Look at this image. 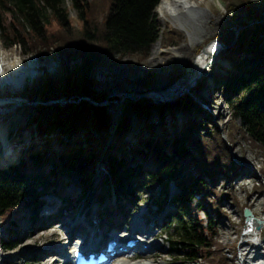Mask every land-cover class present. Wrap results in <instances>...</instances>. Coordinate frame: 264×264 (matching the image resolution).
I'll return each mask as SVG.
<instances>
[{"label":"trees","instance_id":"trees-1","mask_svg":"<svg viewBox=\"0 0 264 264\" xmlns=\"http://www.w3.org/2000/svg\"><path fill=\"white\" fill-rule=\"evenodd\" d=\"M160 1L0 0V47L6 50L18 47L24 55L33 54L40 60L42 56L58 60L54 73L43 67L41 76L22 90L23 98L39 101L28 125H34L38 135H49L55 130L66 137L58 139L56 136L55 141H60L57 149L45 142L32 143L23 150L24 155H20L17 165L0 168V220L8 234L0 237L2 249L15 247L14 236L21 232L17 224L22 211L29 213V229L42 228L44 219L38 217L43 204L41 197L49 190L61 194L68 178L77 184L84 198H95V157L91 148H96L95 144L102 145L104 137L100 129H107L111 117L103 105L97 104L106 99L109 92L95 87L92 74L96 67L112 65L123 55H134L138 60L147 57L150 45L159 34L154 10ZM219 1L225 12L244 15L247 21L240 23L242 27L256 21L262 23L260 29L264 32V14L254 1ZM70 9L75 11L74 20L69 16ZM162 34L166 43L180 38L176 29L164 30ZM261 40L257 31H248L232 50L246 52L248 57L247 65L241 64L243 58L232 60L235 69L220 89L231 110L226 134L228 143L219 128L209 122L208 115L193 102L189 92L167 101H131L117 123L115 134L127 129L133 115L148 116L156 110L161 122L177 111L184 115L180 126L171 122L173 129L164 136L162 142H168L171 147L154 144V138L149 136L140 141L142 146L124 149L128 152L125 156L117 143L119 155L108 152L100 174L102 182L111 187L108 194L113 189L129 201L135 197L137 189L147 190L158 185L159 193L149 195L147 202L158 212H164L168 205L174 208L167 215L170 219L167 228L173 230L167 243L170 252L178 254L174 257L175 264H236L222 252L224 244L218 240L215 224L226 216L221 204L227 193L217 191L211 184L219 175L227 180L237 173L230 144L238 137L258 150L264 159V46ZM156 80V72H145L137 78V85L147 88ZM195 85L203 87V78L199 77ZM231 89L233 96L227 94ZM47 100L57 102L41 104ZM65 100L69 101L61 102ZM91 128L99 135L91 134ZM83 129L89 133L73 139L72 143L70 139ZM198 129L203 132L198 134ZM153 133L150 130V134ZM48 140L53 142L52 138ZM82 141L87 147H82ZM146 153L152 166L142 169L141 163L125 165L131 158L135 161L136 154L145 158ZM38 167L40 172H36ZM170 184L176 193L172 194ZM253 187L262 185L253 183ZM210 195L213 196L208 199ZM233 198L237 200L236 196ZM97 199L104 200V196L98 194ZM72 201L70 197L64 198L63 207L71 205ZM243 207L247 205L244 203ZM28 261L25 264H29Z\"/></svg>","mask_w":264,"mask_h":264},{"label":"rangeland","instance_id":"rangeland-1","mask_svg":"<svg viewBox=\"0 0 264 264\" xmlns=\"http://www.w3.org/2000/svg\"><path fill=\"white\" fill-rule=\"evenodd\" d=\"M252 1L256 3L257 8L264 14V0ZM159 3L154 10L159 34L157 40L150 45L151 47L148 49L147 57L143 60H138L134 55H123L112 65L96 67L92 74L95 87L99 90L109 92L108 97L100 102V105L107 106H104L106 112H110V107L120 103L116 116L111 119L112 123L108 125L106 130L100 129L101 135L104 137L102 145L98 146L95 144L94 147L96 148H91L95 157L94 168L96 177L94 181L96 184V192L102 194L104 197L107 190L111 189V187L108 183L102 182L100 176L104 171L103 161L108 152L112 151V154L119 155V152L116 151L118 148L117 143L122 146L121 150L123 151V155L128 148L131 149L133 146V148L142 146L140 141L149 136L154 138V144L155 142H158L160 145L164 144L165 147H171L168 142L167 144L166 142H162L164 136L166 132L172 131L173 129L171 122H174L176 126H180L184 120L182 112L177 111L173 116H167L165 120L161 122L158 112L154 110L149 112L148 116L141 114L133 115L129 121L127 129L120 131L119 134H115L113 132V129L115 128L113 122L117 123L123 118L131 101L140 102L142 99L167 101L173 97L175 98V96L189 92L195 104H197L194 101L196 99H198L199 102H205L210 112L202 109L203 114L208 115L209 122L215 124L219 128L223 138L228 143L226 134L231 110L223 96L224 93H222L220 89L224 86V82L230 78L231 72L235 69L231 65L233 62L232 60L238 61L243 58L244 60L241 61V64L247 65L246 58L248 57L246 52L235 53L232 52V50L237 47L239 40H241L248 31H257L259 36L262 37L261 45L264 46V32L260 29L262 23L252 21L248 25L242 27L240 23L247 21L244 15L225 12L223 3L219 0H190V3L197 7L185 8L184 10L183 7L178 6V12L175 16L176 18L163 14L160 11ZM69 16L74 20L76 16L75 11L70 9ZM74 23L79 26L77 21H74ZM170 29L178 30L180 32V38L171 43H166L162 32ZM243 30H246V32H243ZM214 38L223 42L227 47L219 52L215 65L209 71H207L208 69H205L204 73L200 76V78H203V87H197L195 81L186 91H183L180 94L177 93L178 91L175 89L173 92L168 93L164 98L163 95H153L149 93L154 91L153 87L159 83L168 84L164 89H173L176 86L190 81L197 72L196 71L192 76L195 61L201 56V52H199L200 49ZM2 56H4V59L2 60L4 64L11 61H17L20 65L24 66L29 65L32 62L31 65L34 67V76L32 78L19 75L17 78L18 83L16 85H0V98L8 102L2 110H0L4 113L0 114V124L4 126L3 131L5 132L3 137H8L6 143H4V139L0 137V140L3 139L0 142V168H7L8 166H14L19 163L17 162L18 158L20 155H24L23 150L27 148L28 145L35 142H38L40 145L49 143L57 149V144L60 141H55L56 136H59L58 139H65L66 137L63 133L56 132L55 130L49 135H46V133L38 135L37 131L34 130L35 126H29L28 123L32 116L36 114V107L38 106L39 101H32V103L19 101L21 99L26 100V98L22 97V90L25 87H30L41 76V69L43 67L49 73H54L57 70L58 60L55 57L53 58L49 56H42L40 60L33 54L24 55L18 47H13L8 50L0 47V62ZM206 57L208 58V55ZM149 71L157 73L156 82L147 88L139 87L137 85V78ZM233 92L234 90L231 89L227 94L230 93L232 95ZM11 99H15L19 104L14 102L11 104ZM122 100H124L123 104L121 103ZM67 101L69 100L61 102ZM56 102V100H47L41 102V104L52 105ZM216 106L217 109L215 108ZM188 114L189 113H187V115ZM145 123H147L146 126H144ZM135 126L138 129V133L136 134L135 140L129 143L127 142L126 137ZM149 129L153 130L154 133L150 134ZM80 131L79 134L74 136L75 138L73 137L70 140L73 141V139H77L80 136L83 137L89 133L84 129ZM202 132L203 129H198L197 133L199 134ZM91 134L98 136L99 132L96 130L94 131L91 128ZM169 135H171V132ZM48 138H52L53 142H50ZM110 141L112 142L107 145ZM74 142L75 141L72 143ZM82 143L84 144V141H82ZM83 146L87 147L86 144L82 145V147ZM86 150L87 149H85L84 152ZM11 152H13V155L6 157V155H10ZM230 152L237 165V173L230 176L227 180L219 175L215 182L211 184L217 191L227 193L226 200L221 204L223 210L226 212V216L217 220L215 224L218 240L224 244L222 252L227 254L237 264L238 255L236 254V251L238 248L239 257L241 256L243 259L242 264H247L246 262L249 259V256L259 250L257 245L262 246L264 244V226H261L260 233L254 238V235L250 234V226L248 227L244 224L243 217V209L245 208L243 207V204L245 203L247 208H249L252 213L254 212V217L261 221L264 220V159L258 150L251 148L248 143L240 137H238L234 144H230ZM126 155L127 154H125V156ZM136 155L135 161L131 158L132 160H129V164L125 163V165L135 166L136 164L141 163L142 169L152 166L149 154L146 153L144 155L145 158L140 154ZM15 161L16 163L12 165ZM37 171L40 172L39 167L36 172ZM66 178L67 177H64L63 179L66 180ZM68 179L70 180L66 182L63 190L69 191L70 198L73 199V202L71 203L72 209L66 213L72 214L73 219L79 218L84 224L89 225V221L83 219L84 214L86 212H92L95 205L102 201L97 199V197L91 199L84 198L82 191L78 188L77 184L71 178ZM253 183L261 184L262 187L254 188ZM49 191V195H43L41 197L43 200V206L40 209L39 215L42 211L54 206L46 202L48 198L61 203L59 197H61L62 192L59 194V192H57L58 190H55L57 193H54L52 190ZM170 191L172 194L177 192L173 184H170ZM135 193L137 194L130 201L132 204L127 211L128 213L120 223V231L115 234H117V236H129L127 235V229L131 228L130 224L134 216L143 213V217L140 218L138 226L145 231L149 230L153 232L154 235L150 238V241L153 242L157 248H152L150 252L140 254L136 247L131 253L129 252V254L121 255V258L126 259V262L129 264L134 262L175 264L174 257L177 258L178 254L176 252H170L167 239L168 236L173 234V230L167 228L170 219L169 216H165L168 212L174 211L173 206L168 205L164 212L156 211L154 206L149 207L147 198L151 194L159 193L158 185H154L152 189L147 190L137 189ZM116 195L120 196V201L122 202L127 200L125 195ZM211 196L213 195H210L208 196L209 198H207L210 199ZM234 196H236L237 200L233 198ZM105 200L111 202L112 199L105 197ZM111 212L109 214H111ZM62 213L64 212L61 211V214ZM27 220V213L25 211L21 220L17 224L21 229V232L14 236L16 239L15 247L7 250L2 249L0 246V254L3 256L5 255L4 257L8 256V258L1 261L0 264L6 262H9L10 264H25L27 260H29V264H45L46 262L51 263L56 259H58L57 264H62L60 262L62 258H59L54 254L45 257L41 254V251L47 247L54 246L55 244H57L55 246L58 247H65L66 242L62 244L57 243V239L64 234L65 231H63V228L66 229L67 226L63 227V223L60 222V226L62 225L60 229H58L59 224L58 226L47 224L46 227L42 229H39L38 227L29 229V220ZM91 220L93 227L89 225V228L87 227L88 230L94 229V226L97 223V220L96 222L93 221V219ZM105 220L106 219L101 220L100 224L103 222L105 223ZM106 222H108V220ZM110 226L112 227L113 224ZM124 228L126 231L123 230ZM109 232L110 229L101 234L103 237L101 243H105V240L108 239L107 236ZM7 236L8 234L6 233L5 227L0 220V237L5 238ZM75 240L76 237L73 242H76ZM72 248L73 245L70 248H66L65 252H70V249ZM131 255L133 258L130 257ZM32 257L36 258V260H31ZM126 257H128V259ZM115 258L117 257L114 255L111 256L104 264H115L118 260ZM201 264H203V262Z\"/></svg>","mask_w":264,"mask_h":264},{"label":"bare ground","instance_id":"bare-ground-1","mask_svg":"<svg viewBox=\"0 0 264 264\" xmlns=\"http://www.w3.org/2000/svg\"><path fill=\"white\" fill-rule=\"evenodd\" d=\"M159 6H160V11L163 14H165L167 16H171L172 18H176L175 16H176V14L178 12V6L183 7L184 10H185V8L188 9V8L197 7V6L192 5L190 3V0H161L160 3H159ZM214 49H215V46H212L210 48L209 54H207L208 58H210L209 55L211 54L212 51H214ZM221 50L217 51V56L214 57L213 61H211L206 66L205 69H208L207 71H209L215 65L216 59H217V57L219 55V52ZM207 55L201 54V56L197 58V60L195 61V64H194V71L192 73V76L208 60V58L206 57ZM3 59H4V56H2L1 62H0V85H16L18 83V81H17L18 79L17 78H18L19 75H22V76H25V77L28 76V77H31V78L34 76V67H32V65H31L32 62L29 65L22 66L17 61H11L9 63L4 64V62L2 61ZM167 86H168V84H165V83L156 84L153 87L154 91H151L149 93L153 94V95H157V94H159L161 96L163 95V98H164V97H166L168 95V93L174 91V88L173 89H171V88L164 89ZM123 102H124V100L121 101L122 104H123ZM7 103L8 102H6V101H4V100H2L0 98V110H2V108ZM10 103L13 104V102H10ZM14 103H18L19 104V102H14ZM119 104L120 103L110 107V112L111 113L109 111L107 112L110 115V117H112L113 115L114 116L116 115V113L118 111V108H119ZM215 108L217 109V106ZM0 114H4V113H2L0 111ZM111 123H112V121H111ZM115 124L116 123L113 122V126ZM146 125H147V123H145L144 126H146ZM3 129H4V126H2L0 124V137L3 138L4 140H6V138H5L6 136L3 137L5 135V132L3 131ZM113 132L115 133V130H113ZM137 133H138V129L135 126L131 130V132L128 134V136L126 137L127 142H129V143L133 142L135 140V138H136V134ZM3 139H1V140H3ZM1 140H0V142H1ZM111 142L112 141H110L107 145H109ZM12 155H13V152H11L10 155L8 154L6 157L12 156ZM15 163H16V161H15ZM62 194L66 195L68 197H71L69 195L70 193H69L68 190L67 191L63 190ZM98 194H100V193H96L95 197H97ZM114 198H115V196H114ZM119 200H120V198H119ZM119 200L117 198H115V199L111 200L112 203L109 200H103L101 203L95 205V207L92 210V212H86L84 214L83 219L88 220L89 223H90L89 225H91L92 227H93V223H92L91 219H93V221H95V222L97 220V223L94 226V229H90V230H88L89 225L88 224H84L81 219H79V218L73 219L72 218L73 217L72 214H67L66 213V212H68V211H70L72 209L71 206L65 207L66 210H64L63 211L64 213H62V214H60V216H58L57 222L58 223L62 222L63 223V227H66V226L67 227H66V229L63 228V231H65V232H64L63 235H61L60 238L57 239L58 240L57 243H61L62 244L64 242H66V246L64 248H62V246L58 247V246H55V245H57V244H55L54 246L47 247L44 250H42L41 254L43 256H45V257L50 256L51 254H54V255H56V256H58L60 258L61 254L62 255H66L68 253V252H65V249L72 247L73 240H74L75 237H78L77 235H80V238H88L87 235H89L90 232L91 233H96L98 231L101 232V231H106L108 229H110V230L113 229V231L119 232L120 231V227H119L118 224L121 223V221L124 218V216L127 215V213H128L127 211H128V209L130 208V206L132 204V203H130L129 200H124L123 203H117V201H119ZM46 202L49 203V204L54 205L53 207H50V208L47 209L51 214L55 213L58 210L59 202L53 201L50 198H48L46 200ZM110 212L112 214L111 217L108 216ZM141 217H143V213H140L139 215L134 216V218H133V220H132V222L130 224L131 228H130L129 237H121V236H119L117 239H115L116 235L114 236L113 239L117 241L116 244L118 245V248L117 247L116 248H111L113 250H116V249L118 250L121 247L125 248L127 246V244H128L129 239H131V238H139V239L143 240L141 242H138V243L132 245L131 248H128L126 251H119L120 255L117 256V258H115V259H118L115 264H129V263L126 262V259L121 258L122 257L121 255L129 254V252L131 253V251L134 250L136 248V246H137V250H139V249L143 250V247L146 246L147 249L146 250L144 249L145 253L146 252H150L152 248H154V249L157 248V246L153 242L150 241V238L154 235L153 232H151L149 230L145 231L142 228H139L138 225H139V220H140ZM89 218H91V219H89ZM103 219H106L105 223L103 222L102 224H100V221L103 220ZM107 220H108V222H106ZM64 221H68V222H64ZM106 224H114V225H118V226L117 227L109 226V227H107L105 229H100L103 225H106ZM262 225L264 226V220H262L261 226ZM249 226H250V234L254 235L253 237L256 238L257 235L260 233L261 227L258 230H256V229H253L252 224H250ZM61 227H62V225L60 226V224H59L58 229H60ZM55 232H54V234H55ZM99 245H101V242H99ZM257 247H258L259 250L256 253H252L249 256L247 264H264V244L262 246H258L257 245ZM130 257L133 258L132 255ZM126 258L128 259V257H126ZM3 259H4V256L2 254H0V262L3 261ZM57 263H58V259L54 260L51 263H47L46 262L45 264H57ZM132 264H153V263H151V262H148V263H145V262H142V263L134 262ZM158 264H161V263H158Z\"/></svg>","mask_w":264,"mask_h":264},{"label":"water","instance_id":"water-1","mask_svg":"<svg viewBox=\"0 0 264 264\" xmlns=\"http://www.w3.org/2000/svg\"><path fill=\"white\" fill-rule=\"evenodd\" d=\"M212 46H215L214 51L211 52V54L209 55L210 58L201 66L200 69L197 70L196 74L190 79V81L185 82L179 86H176L174 89L178 91V93H182L183 91H186L187 88H189V86L195 82L203 73H204V69L206 68V66L213 61V58L217 56V51L226 48L227 46L225 44H223V42L219 41L218 39L214 38L213 40H210L209 42H207L201 49L199 52H201V54H209L210 48ZM12 102H18L16 100H12ZM19 101H26L27 103H32V101H28V100H19ZM53 101V100H51ZM93 103V102H92ZM98 105H100V103H98ZM243 217H244V224L246 226H249L250 224H252V227L256 230H258L261 227V223L262 221L259 220L258 218L254 217L253 213L251 212V210L247 207H245L243 209Z\"/></svg>","mask_w":264,"mask_h":264}]
</instances>
